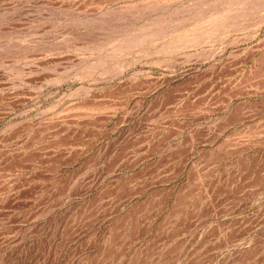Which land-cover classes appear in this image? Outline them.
<instances>
[{"label":"rangeland","instance_id":"obj_1","mask_svg":"<svg viewBox=\"0 0 264 264\" xmlns=\"http://www.w3.org/2000/svg\"><path fill=\"white\" fill-rule=\"evenodd\" d=\"M0 264H264V0H0Z\"/></svg>","mask_w":264,"mask_h":264}]
</instances>
